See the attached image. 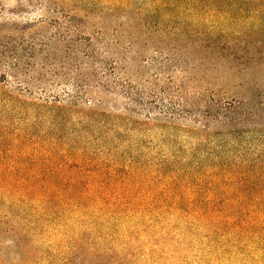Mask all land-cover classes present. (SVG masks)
<instances>
[{
    "label": "rangeland",
    "instance_id": "1",
    "mask_svg": "<svg viewBox=\"0 0 264 264\" xmlns=\"http://www.w3.org/2000/svg\"><path fill=\"white\" fill-rule=\"evenodd\" d=\"M246 41L264 0H0V186L60 189L1 218L0 264H264V225L215 222L264 221Z\"/></svg>",
    "mask_w": 264,
    "mask_h": 264
},
{
    "label": "trees",
    "instance_id": "2",
    "mask_svg": "<svg viewBox=\"0 0 264 264\" xmlns=\"http://www.w3.org/2000/svg\"><path fill=\"white\" fill-rule=\"evenodd\" d=\"M230 1V0H229ZM254 2H260L261 0H253ZM239 36V34H238ZM253 43L257 45V47H254L251 49L250 44ZM233 48L230 49L232 52H230V55H234L235 58L238 59L239 52L243 53L244 56H249L248 59H246L244 62H242L243 66L248 65L249 59L251 57H257L258 61H264V41L260 42H253V41H246L243 43L236 44L232 46ZM241 57V56H240ZM254 59V58H253ZM252 59V60H253ZM252 60L249 64L252 63ZM255 60V59H254ZM61 101L58 98H55V100L47 101V105H50L49 109L51 112H54V114H57V112L61 111L63 107H61ZM52 104V105H51ZM57 105V106H55ZM59 187H53L48 186L47 184H21V185H1L0 186V222L1 218L12 216L14 218L20 219L23 218L25 222H37L39 224L43 223V220L45 216L49 215L50 211L54 207L53 201L42 203V205L38 206L40 208V214L38 215L37 212H35L37 209L35 207L30 206V201L35 198H39L46 195H53L56 194L59 191ZM71 192L75 193L79 191L77 188H71ZM16 195H21L23 199H15L14 197ZM61 207H64L61 205ZM42 209V210H41ZM34 220H32V219ZM217 224H233V225H241L244 224H250V223H257L259 222L260 225H264L263 220H254V221H247L243 222L242 220H216ZM98 226H102L103 224L99 221L96 222ZM84 237V235L80 236ZM112 238L109 237L107 234L106 236L101 235L98 238V243L101 242L103 239ZM74 249H77L78 247H82L81 244H78L77 247L75 244H73Z\"/></svg>",
    "mask_w": 264,
    "mask_h": 264
}]
</instances>
